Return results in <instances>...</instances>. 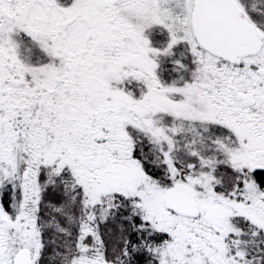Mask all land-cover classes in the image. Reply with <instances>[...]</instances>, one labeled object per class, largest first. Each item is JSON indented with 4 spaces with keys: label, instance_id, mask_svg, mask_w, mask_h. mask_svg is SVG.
Wrapping results in <instances>:
<instances>
[{
    "label": "snow or ice",
    "instance_id": "1",
    "mask_svg": "<svg viewBox=\"0 0 264 264\" xmlns=\"http://www.w3.org/2000/svg\"><path fill=\"white\" fill-rule=\"evenodd\" d=\"M0 264H264V0H0Z\"/></svg>",
    "mask_w": 264,
    "mask_h": 264
}]
</instances>
